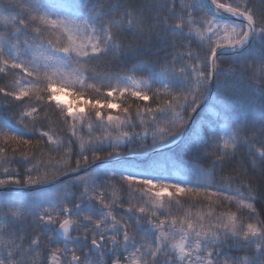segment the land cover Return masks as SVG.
Here are the masks:
<instances>
[{"label": "snow or ice", "instance_id": "obj_1", "mask_svg": "<svg viewBox=\"0 0 264 264\" xmlns=\"http://www.w3.org/2000/svg\"><path fill=\"white\" fill-rule=\"evenodd\" d=\"M0 264H264V0H0Z\"/></svg>", "mask_w": 264, "mask_h": 264}, {"label": "rangeland", "instance_id": "obj_2", "mask_svg": "<svg viewBox=\"0 0 264 264\" xmlns=\"http://www.w3.org/2000/svg\"><path fill=\"white\" fill-rule=\"evenodd\" d=\"M62 101L65 103H76V101L71 96H62Z\"/></svg>", "mask_w": 264, "mask_h": 264}]
</instances>
